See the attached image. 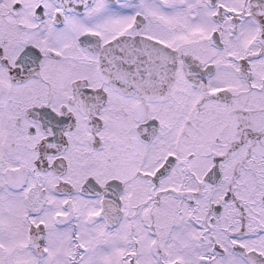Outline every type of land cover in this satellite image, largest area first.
<instances>
[{"label": "snow or ice", "instance_id": "6c2138e0", "mask_svg": "<svg viewBox=\"0 0 264 264\" xmlns=\"http://www.w3.org/2000/svg\"><path fill=\"white\" fill-rule=\"evenodd\" d=\"M0 264H264V0H0Z\"/></svg>", "mask_w": 264, "mask_h": 264}]
</instances>
